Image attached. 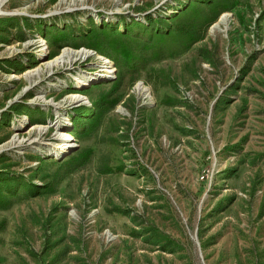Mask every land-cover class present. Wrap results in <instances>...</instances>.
<instances>
[{
  "label": "rangeland",
  "instance_id": "obj_1",
  "mask_svg": "<svg viewBox=\"0 0 264 264\" xmlns=\"http://www.w3.org/2000/svg\"><path fill=\"white\" fill-rule=\"evenodd\" d=\"M2 4L0 264H264V0Z\"/></svg>",
  "mask_w": 264,
  "mask_h": 264
},
{
  "label": "bare ground",
  "instance_id": "obj_2",
  "mask_svg": "<svg viewBox=\"0 0 264 264\" xmlns=\"http://www.w3.org/2000/svg\"><path fill=\"white\" fill-rule=\"evenodd\" d=\"M72 1V0H71ZM79 2H83V1H85V0H78ZM2 2H3V0H0V16H5V15H9V14H11V13H6V12H4L3 10H1V8H2V6H3V4H2ZM74 2V1H73ZM18 13H20V12H17L16 14H18ZM22 14H24V13H22ZM89 16V15H88ZM45 43V42H44ZM46 44V43H45ZM44 45V44H43ZM66 50V49H65ZM81 52V51H80ZM88 53L86 52V51H82L81 53H70V52H64L63 54H61L60 55V57H57L55 60H53V61H50V60H48V61H46V60H42V62L40 63L41 64V66H47L48 68H51L52 66H57V68H59L62 64H64V63H67L68 64V62L69 61H72V59H77V58H83V57H85L86 55H87ZM73 62V61H72ZM109 61L108 60H106L105 62H104V64H106V63H108ZM108 72H113V70H109ZM31 78H32V81H33V79H35L36 80V78H39L38 77V75L36 74V75H31L30 76ZM17 78V77H16ZM138 88V91H139V93L140 94H144L145 95V97H149L150 99H151V97H150V94H149V92H148V90L146 89V88H143V87H141V86H139V87H137ZM73 100H76V99H80L81 98V95H78V94H76L75 96H72L71 97ZM36 129V131L38 130V131H40V132H44V131H46V127H41V126H36V127H34L33 128V130H35ZM37 131V132H38ZM39 135V134H38ZM42 136V135H41ZM63 139H65V141L66 142H69V141H73L74 140V137L70 134V133H66V134H63L62 136H61ZM20 143V141L19 140H16V141H14L13 142V144L14 143ZM65 146H70L68 143H66V144H63V145H61L60 146V144H58V146L56 147L55 146V148H53V149H55L56 150V148H62V147H65ZM68 148V147H67ZM54 150V151H55ZM58 151V150H57Z\"/></svg>",
  "mask_w": 264,
  "mask_h": 264
}]
</instances>
